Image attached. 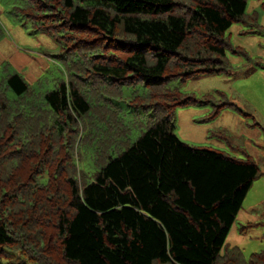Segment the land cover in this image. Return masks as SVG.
<instances>
[{
	"label": "trees",
	"instance_id": "1",
	"mask_svg": "<svg viewBox=\"0 0 264 264\" xmlns=\"http://www.w3.org/2000/svg\"><path fill=\"white\" fill-rule=\"evenodd\" d=\"M17 2L67 77L0 70V264H264L226 245L260 165L175 132L198 98L174 82L230 70L249 0ZM122 103L154 112L134 141Z\"/></svg>",
	"mask_w": 264,
	"mask_h": 264
},
{
	"label": "rangeland",
	"instance_id": "2",
	"mask_svg": "<svg viewBox=\"0 0 264 264\" xmlns=\"http://www.w3.org/2000/svg\"><path fill=\"white\" fill-rule=\"evenodd\" d=\"M17 3L0 0V70L7 67L10 72L20 73L40 92L54 89L59 80L67 77L57 57L56 43L32 29ZM247 11L258 12L259 23L252 27L236 22L226 32L233 47L228 50L232 65L228 72L197 75L181 84L174 82L183 92L198 98L197 103L176 108L175 132L191 145L220 149L236 157L248 155L264 170V0H249ZM206 99L212 103L227 100L232 105L211 117L215 106ZM136 105L138 109L134 111L132 104L122 103L124 118L130 125L127 139L131 141L146 129L154 113ZM231 242L227 238L226 245ZM252 243L263 248L264 237ZM248 256L247 253L245 258Z\"/></svg>",
	"mask_w": 264,
	"mask_h": 264
},
{
	"label": "crops",
	"instance_id": "3",
	"mask_svg": "<svg viewBox=\"0 0 264 264\" xmlns=\"http://www.w3.org/2000/svg\"><path fill=\"white\" fill-rule=\"evenodd\" d=\"M245 200L246 205L243 203L244 207L242 206L237 216L238 219H236L240 223L235 222L228 235V239L232 240L228 246L241 248L244 255L249 254V258L253 253L264 252V247L259 248L258 244L251 246L252 241L264 237V173L255 180ZM246 225H251V227L244 228ZM247 248L251 249L250 252Z\"/></svg>",
	"mask_w": 264,
	"mask_h": 264
}]
</instances>
